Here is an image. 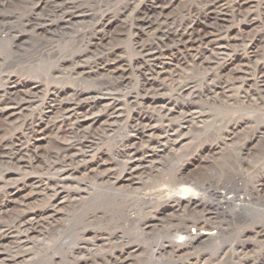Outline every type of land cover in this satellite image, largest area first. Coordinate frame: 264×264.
Instances as JSON below:
<instances>
[{
    "label": "rangeland",
    "instance_id": "obj_1",
    "mask_svg": "<svg viewBox=\"0 0 264 264\" xmlns=\"http://www.w3.org/2000/svg\"><path fill=\"white\" fill-rule=\"evenodd\" d=\"M232 1L214 0V3H227L229 6ZM206 3L207 0H0V101L2 98H4L2 101H12L10 103L13 106L18 105L19 112L9 123L0 119L3 121L0 122V128L6 129L0 134V153L6 152L14 158H23L21 161L26 162L21 167L14 165L13 167L0 159V207L10 201L12 189L18 188L20 193V185L25 190L22 195L27 196L33 193L30 187L32 184L43 182L50 185L63 176V173V178L71 179L65 183L66 191L61 192L60 200L64 202V206L60 207L61 213L57 214L55 220L50 221V225H43L42 229L28 238L34 246L29 245L22 252L23 258L17 260L15 264H113L120 254V246L126 248L125 251L127 249L132 251V256L125 255L130 259L123 264H187L192 258L187 256L193 253L194 257L209 259L211 262L209 264H264V102L258 101L255 104L252 103L254 100L248 99L243 102L235 97L231 107L225 108L219 103H214L211 100L214 92H209L218 81L217 78L221 82H230L237 78L236 72L243 70V63L240 61L248 56L251 49L258 52L254 53L256 59L260 58L264 48V25L261 17L264 0H258L254 15L249 20L229 14L223 17L226 18L224 26L228 27V37L239 36L246 41L253 39L250 48L246 47L247 44L239 43V46L233 45L231 50L229 49L225 55L227 57H222L223 60L220 61L221 69L214 72L216 76L214 81L207 80L202 73L190 72L186 60L184 63L187 68L184 72L198 76L196 93L189 91L182 94V97L172 96L169 91L173 87H170L171 89L160 95H154L143 89L141 70L145 65L151 64V58L147 56L148 50L145 48L161 50L168 55V59L181 57L180 54H183L182 58L186 57L185 51L188 46L184 51L181 44L175 48L173 40L169 37L175 31L197 21V18L202 16L201 12ZM165 20H168L167 24L164 23ZM252 20L256 24L249 26L248 23L253 22ZM198 26L203 25L198 24L195 28ZM9 31L14 39L3 41ZM200 34L204 36L203 32ZM106 60L110 64L106 63ZM103 63L107 66L104 67ZM118 66L125 74L120 79V85L117 87L107 85L108 87L104 88L120 93L118 105L122 117L114 120L109 130L95 125V128L89 131L92 138L90 141H94L89 144V150L86 149L85 155L79 158L80 161L60 165L63 171L61 175L53 171L49 174V171L40 168L43 162L48 164L52 161L44 160L48 151L59 146L64 147L66 142L83 141L82 135L67 136L60 131L57 134L58 141L54 139L55 143L50 141L49 144L47 142L41 144L39 155L37 154L36 158L30 156L32 136L29 135L34 125L45 120L48 113L53 112V119L59 117L54 111L50 112L52 100L68 101L67 99L74 96L75 91L79 93L82 91V97L86 94L88 97L101 96L105 93V91L100 93L102 85L111 82L114 73L118 72ZM85 71L86 73H83ZM234 71L235 74H232ZM89 72L92 73L91 76L87 75ZM104 80L107 81L101 83ZM15 83L18 84L17 88L14 87ZM28 88L34 90L31 91V96H28L29 102L24 103L22 99ZM237 89L232 91L234 94L231 95L240 98L243 90L240 87ZM62 90L65 93L54 95ZM198 93L200 97H197ZM169 94L178 101L176 102L178 107L182 105L181 103L187 104L185 100L189 102L193 99V102L203 108V112L210 114V117L203 129L193 130V140L189 138L183 141L173 148L174 154H166L170 157L164 160L166 170L170 169L169 173L173 174L177 168H181L182 165L185 167L189 163L192 169H186L185 175L188 176L190 171H194L195 176L205 181L215 173L211 171V167L221 172V166L231 160L228 171H232V174L234 171L242 189L238 194L232 193L229 196L248 200L246 208L242 211L219 197L210 193L205 194L207 206L203 214L207 215V211L212 212V222L220 228V235L215 241L178 257L162 250V246L167 245L169 238L166 237L168 233H165L168 229L165 231L164 228L169 227L168 222L174 219V213L169 212L161 216V220L158 217L154 218L153 214H156L158 209L160 210L158 215H161L164 209L158 207L159 202L149 209L143 202L144 195L154 190L148 187L146 189L149 192L145 190L139 193L134 184L128 187L129 183L120 179L126 174V162L129 161L128 156L121 152L123 147L135 143L133 149H139L145 145L144 141L147 142L149 136L155 138L161 132L144 133L143 128H135V121L141 118L143 125L152 127L157 125L156 116L160 107L165 103L176 104ZM197 105L193 111L200 112L201 109ZM98 111L96 109L93 113L103 117L99 116L102 113ZM151 117L153 118L149 121L148 118ZM227 122L240 125L237 137L232 142H227V145L220 144L219 139L223 138L227 131ZM71 123H75V119H72ZM212 143L216 146L211 147ZM214 147L218 148L221 154L212 150ZM230 153L232 159L225 156ZM102 163L108 165L106 169L110 168L113 178L100 179V175L94 173ZM104 172L102 173L105 174ZM229 175L221 177L226 178ZM167 185L171 184L166 182ZM182 189L189 195L201 194L188 186ZM45 196L36 198L29 209L46 208L49 205V198ZM76 199L78 201H75ZM129 207L132 213H126ZM9 208V212L12 213L18 209L13 205ZM120 211L122 215L125 212L127 216L136 217V221L132 223L125 221V215L121 216L120 220ZM175 216H183V212H178ZM7 217L0 212V232L9 228L15 230L14 233L17 234V228H12L11 217ZM149 220L158 221L156 223L159 224L158 227L146 230L143 223ZM259 229L263 233H259ZM120 236L124 238L123 243H120ZM173 239L176 241L175 237Z\"/></svg>",
    "mask_w": 264,
    "mask_h": 264
},
{
    "label": "bare ground",
    "instance_id": "obj_2",
    "mask_svg": "<svg viewBox=\"0 0 264 264\" xmlns=\"http://www.w3.org/2000/svg\"><path fill=\"white\" fill-rule=\"evenodd\" d=\"M226 4L214 3V0H207L206 5L204 6L201 12L202 16L197 18L198 19L197 21L192 22L191 25L186 26L182 30L177 29L178 31H175L172 34V36L169 37V39L173 40L175 48L176 46L181 44V46H183L184 48L183 49L184 51L185 48H187L188 46L187 51H185L186 57L182 58L183 54H180L181 57L180 56L174 57V58L171 57L170 59H168L167 58L168 55L163 53V51L161 50L157 51V50H153L152 48H145L146 50H148L147 56H150L151 64L150 65L144 64L145 66L142 67V70H141V75L144 81V84H143L144 91H146L148 94L153 93L154 95H160L162 92L166 91L167 89L169 90L170 87H173V89L170 88L171 91H169L171 92L172 96L173 95L181 96L182 94L189 92V91L196 93L195 87H197V83H198L197 77L198 76H194V74L190 75L188 74L189 72H184L188 64H189L188 65L189 68L187 69L190 70V72L202 73L203 75H205V78L207 80L211 79V81H214L216 79L214 72L216 73L217 69H221L220 61L223 60L222 57H227L225 55H227L226 53L229 51V49L233 45H238L239 43H242L243 45L247 44L246 45L247 48L251 47V41L253 38L251 39V41H246V39L242 40V38H240L239 36L228 37L229 30H228V27L224 26L226 18H223V17H226L227 14H229L231 16H236V17L239 16V17L249 20L254 15V9L258 5V0H233L231 5L228 6ZM261 17H262V24L264 25V7L262 9ZM167 21L168 20H165L164 23H166ZM198 24H202L203 26L201 27L198 26L195 28V26ZM255 24L256 22L254 21L248 23L249 26H253ZM200 32H203L204 36H201ZM13 39L14 38L12 37V34L9 31L8 33H6L5 40L3 41L13 40ZM178 51L179 50H177V53ZM262 51L263 52L261 53L259 59H256V56L254 54L258 52L253 51L252 49L249 52L248 56L244 58L241 57L242 61L240 62L243 63L242 64L243 70L236 72L238 73L236 75L237 77L236 79L230 82L229 81L221 82L219 81V78L216 79V81L217 80L218 81L216 82L215 86L212 87V89H210L209 91L210 93L214 92L211 98V100L214 103H219L221 104V106H224L225 108L229 106L231 107L233 100H235V97L237 98V100L243 101V102L247 101V99L248 101L254 100V102L252 103H255L258 101L264 102V48ZM180 52H181V49H180ZM206 55H208L207 58L205 57ZM79 60H82V59H79ZM186 60H187V65L186 63H184ZM107 61L108 60H106V63L110 64L109 61L108 62ZM112 63H115V62H112ZM102 65H104V67L107 66V64H104V63ZM117 70L118 72L114 73V78L110 80L111 82H108L102 85L103 87L101 86L102 89L100 90V93L102 91L104 93L105 91V93L102 94L101 96L99 95L97 97H94V96L88 97V95L86 94L85 97H82L83 95L82 91L81 93H79V91H75L73 94L74 96H72V98L70 99H67L68 101H65V100L58 101L57 99L55 101L52 100V103H51L52 107L50 108V112L54 111L55 114L59 115V117L57 119L55 118L53 119L52 118L53 112L48 113V116L45 120L39 123H36V125H34V128H32V131L29 135L30 137L32 136L30 156L33 158L34 157L36 158V155L40 152V148H42L41 144L46 143V142L49 144L50 141H52V143L53 142L55 143L56 141H54V139H57L58 137L57 134H59L60 131L65 133L67 136L72 135V134L82 135L83 141L76 142L77 140L76 141L74 140L75 142L74 141L66 142L65 143L66 145L64 147L59 146L55 150L54 149H52L51 151L47 150L48 152L46 153L47 155H45L44 160L47 161V159H50L52 161L50 163L47 161L48 164H46L45 162H43L42 164L40 162L42 164L40 168L49 171V174L51 171H53L54 173L60 174L61 172H63L60 165L71 164L77 160L80 161L79 158L82 157V155H85L86 149L89 150V144L94 142L92 140L90 141V139L92 138L90 137L91 134H89L90 133L89 131H91V129H94L95 125L96 127L100 126L103 129H108L112 127V123L114 124L113 121L121 116L120 115L121 108L118 105V102H119L118 96L120 93L117 91H116L117 93L112 92L113 89L112 90H108V88L105 89L106 88L105 86L107 85L114 86V87H117L120 85V79H122L123 75L125 74L122 69L120 70V67ZM90 72L87 73L88 76L92 74ZM83 73H86V71ZM232 74H235V71ZM80 77H81V74H80ZM110 77L111 76H109V78ZM178 79L180 80L178 81ZM106 81L107 80L101 81V83H105ZM113 82L115 83V85ZM14 87L17 88L18 84L15 83ZM237 87H240L243 90L242 96L240 98L237 95L232 96L234 94V93L232 94V91L234 92V90L237 89ZM32 90L34 89L28 88L27 91L25 90L26 95H24L25 97L22 99L24 103L25 101L29 102L30 97L28 96L29 95L31 96ZM109 91L110 93H106ZM60 92L65 93V91L62 90V91H57L54 95ZM52 95H53V92H52ZM172 96H171V99L174 100ZM192 97H190V99ZM197 97H200L199 93L197 94ZM2 99L0 101V119H4V122L9 123L13 118H15L18 115L19 113L17 112L18 105L15 107L10 103L12 101L10 100L2 101ZM174 101L175 103L178 102L177 100H174ZM185 102L187 104L181 103L182 105L181 106L179 105L180 107H178L177 103L175 105H172V103H165L164 105H162L160 107L158 115L156 116L158 117L157 118L158 124L155 126L153 125V127L143 125L141 123L143 120H141V118L137 119L135 121L136 129L143 128L142 130H144L143 131L144 133L150 132L152 134L155 132H159V131L161 132L158 135L156 134L157 136L155 138L150 137L148 135L149 136L148 141L147 142L144 141L145 145H142L139 149L138 148L133 149V146L135 145V143H133L134 145L131 144V146L130 145L124 146L123 151H121L122 154L127 155L128 156L127 159H129V161L127 160L126 162L127 163L126 174L120 177L121 181L129 183L127 184L128 187L134 184L136 186L137 192L139 193L145 190L149 192L148 189H146L148 187L154 190L150 194L144 195L145 198L143 199V202H145V205L147 204L146 208L148 207V209L151 208V206L157 204V202H159L158 207H162L164 209L163 211H161L162 213L161 215H158V213H160V210L158 209V212L156 214H153L155 216L154 218L158 217L161 220L160 218L161 216L166 215L169 212L174 213L173 214L174 219L172 220L170 219L171 221L168 222L169 227L167 228L166 226L165 228L164 227H161V228H164L165 231L168 229V231H166L165 233H168L166 237L169 236L168 241L166 243L167 245L166 246L163 245L162 250L176 257L180 255L182 256L185 253L193 252L196 249H198L200 246H203L209 242L215 241L220 235V231H221L220 228L216 227L215 224L212 222V219H213L212 212L207 211L208 212L207 215L203 214V212L206 211L205 208L207 206V203L204 200L205 194L210 193L213 196L219 197L225 200L226 203L234 204V207L236 209H239L242 211L243 209L246 208L245 205L247 204V201H248L247 199H242L238 196H234V197L229 196L232 193L238 194L242 189L241 182L237 178V176L234 175L235 174L234 171H233V174L231 173L232 171L231 172L228 171V168L230 170V167H228V165L232 163L231 160L225 162V164L221 166L220 168L221 172L218 171L219 169L216 170L213 167H211L212 168L211 171L213 170V172L215 173L211 174L209 178L205 181L201 179L200 177L198 178L197 176H195L194 171H190V174H188V176L185 175L184 171L190 168L191 166V164L189 163L185 167L184 165H182L181 168H177L176 171L173 172V174H171L172 172L169 173L171 171L170 169L168 171L166 170L167 167L165 165L164 160L165 159L167 160L169 157L166 154H169V155L172 154L174 152L173 148L176 145H179L180 143H182L183 141L188 140L189 138L193 140L194 139V137H192L194 133L193 130L203 129L205 125L207 124L208 119L210 117V114L203 112L202 110L203 108L201 109V107L195 104L196 102L194 103L193 99H191L189 102L185 100ZM196 105L198 106V108L201 109L200 112L193 111V109L196 108L195 107ZM96 109L102 113L99 116H103V117H98L96 116L95 113H93V111ZM152 118L153 117L148 118V120L150 121L152 120ZM72 119H75V123L73 124L71 123ZM100 119H103L104 122L103 120H100ZM176 119H178V121H176ZM0 122H3V121H0ZM239 126L240 125L238 123L233 124L232 122H227V131H226V134L222 136L223 138L219 139L220 144H226L227 142H232L237 137V129ZM4 131H6V129L0 128V134L3 133ZM210 146L212 147L216 145L212 143ZM212 150L216 151V153L218 152V148L214 147V149ZM219 153L220 152H218V154ZM225 156L228 159H232L231 153L230 155L226 154ZM13 158H14L13 156H10L6 152L0 153V159L4 163H7V165H12V166L14 165L15 167H21L26 163V162L23 163V161H21L23 158H18V159L17 157L14 159ZM32 166H29V167H32ZM107 166H108L107 164L105 165L102 163L94 170V173L100 175L99 177L100 179H104V180L111 179V177L113 176V173L109 171L110 169L109 167H108L109 169H106ZM103 171H105L106 173L104 172L105 174H103L102 173ZM62 175L63 176H60L55 182L51 183L50 185L44 184L43 182L32 184L30 187L32 188L33 193L27 196L22 195V192H24L25 190L24 188H21V185L19 186V189L21 190L20 193L17 190L18 188L12 189L10 191V195H9L10 201L8 202L9 205L7 204V205H3L2 207H0L1 208L0 212L3 215H7L8 217H11V220L13 222L12 228L13 229L17 228L18 232L17 234H15L14 233L15 230L13 231L9 228L8 230H4L0 232V264H15L17 260H19L20 258H23L22 252L26 248H28L29 245L31 244L33 245V242L31 243L30 241H28V238H30L31 235L36 234L40 229H42V227H44L43 225H50L51 223L50 221L55 220V218L58 216L57 214L61 213L60 207L62 205L64 206V202L60 200L61 192L66 191L65 188L67 187V184L65 187V183H67L68 180L69 181L71 180L69 179V177H66V176H65L66 178H63L64 173ZM220 175L221 176L229 175V176H227L226 178H223ZM218 177H219V180H218ZM113 182L114 181H112V183ZM166 182H169V184L171 185L166 186ZM215 182H216V185L214 186ZM172 183L174 185H172ZM113 184L115 185V183ZM184 186H188L192 189L194 188L196 191H198V193L201 192V194L200 195L199 194L189 195V193H185V190L182 189V187ZM42 195L48 196L47 198H49V205L42 210L29 209L30 208L29 206H31V203H33L36 198ZM141 196L143 197V195ZM75 201H78V200L76 199ZM237 202L239 204H236ZM10 205H13V207H17L18 209H15L13 213L9 212ZM120 205L122 206V203ZM181 211L183 212V216H175L176 214H178V212H181ZM128 212H131L130 207L126 211V213ZM123 215H125L126 217L125 221H128L129 223L136 221V217L127 216L125 212ZM123 215H122V212L120 211V220H121V216ZM158 221L149 220V221H145L144 223L141 221V223H143V226L145 227L146 230H152L158 227L159 224H156ZM121 226L124 227L123 225ZM260 231L261 230L259 229L258 232L263 233V231L262 232ZM174 237L176 241L173 239ZM99 240L103 241L101 239ZM123 242H124V238L123 236H120V243H123ZM125 249L120 246V254L116 260L114 259L115 261L113 262V264H123L124 262L130 259V257H125V255L127 254L128 256H132V253H131L132 251H129L128 249L125 251ZM193 254H190L187 256L190 258L192 257L191 259L188 260L187 264H209L210 262L209 259H205L199 256L194 257L195 254L194 255ZM106 264H109V263H106Z\"/></svg>",
    "mask_w": 264,
    "mask_h": 264
}]
</instances>
